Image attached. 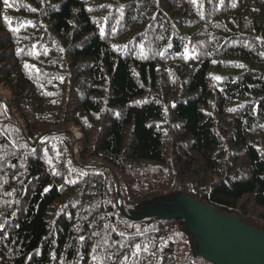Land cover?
Here are the masks:
<instances>
[{"label": "trees", "instance_id": "obj_1", "mask_svg": "<svg viewBox=\"0 0 264 264\" xmlns=\"http://www.w3.org/2000/svg\"><path fill=\"white\" fill-rule=\"evenodd\" d=\"M9 5L0 264H217L185 219H135L185 198L264 232V0Z\"/></svg>", "mask_w": 264, "mask_h": 264}, {"label": "water", "instance_id": "obj_2", "mask_svg": "<svg viewBox=\"0 0 264 264\" xmlns=\"http://www.w3.org/2000/svg\"><path fill=\"white\" fill-rule=\"evenodd\" d=\"M7 104V103H6ZM7 107L10 108L9 103ZM117 185L113 171H110ZM185 196V195H184ZM119 193H116L118 199ZM181 201L183 197L180 198ZM187 210L155 207L135 217L142 219L151 215L167 218H183L196 234L201 252L217 264H264V232L242 223L237 217L222 215L211 209L193 208L185 198ZM200 226L204 235L196 232Z\"/></svg>", "mask_w": 264, "mask_h": 264}, {"label": "rangeland", "instance_id": "obj_3", "mask_svg": "<svg viewBox=\"0 0 264 264\" xmlns=\"http://www.w3.org/2000/svg\"><path fill=\"white\" fill-rule=\"evenodd\" d=\"M8 93H9V91H5L4 89H0V94H6V95H7ZM0 98H1V99H2V98L5 99V100H4L5 103L8 104L7 96H6V98H5V97L2 95V96H0ZM67 132L71 133V134L73 135V137H74V136L76 137V141L73 142V147H74V146L76 145V142H77L78 138L80 137V131H79V129H78L77 127H75V126H71ZM195 229H196V232H197V233L202 234V235L205 234L204 231L200 228V226H197V225H196Z\"/></svg>", "mask_w": 264, "mask_h": 264}, {"label": "snow or ice", "instance_id": "obj_4", "mask_svg": "<svg viewBox=\"0 0 264 264\" xmlns=\"http://www.w3.org/2000/svg\"><path fill=\"white\" fill-rule=\"evenodd\" d=\"M193 2H195V0H193ZM3 3L6 5V6H11V5H9V0H3ZM33 11H35V9H32ZM10 30H12V31H18L19 29H12L11 27H10ZM217 79H219L218 77H217ZM230 111H231V109H230ZM45 191H47V189H45ZM0 227H2V226H0ZM80 239L81 240H83L84 239V237H80ZM137 247H139V246H137ZM95 251V250H94ZM93 259H95V257H93Z\"/></svg>", "mask_w": 264, "mask_h": 264}, {"label": "bare ground", "instance_id": "obj_5", "mask_svg": "<svg viewBox=\"0 0 264 264\" xmlns=\"http://www.w3.org/2000/svg\"><path fill=\"white\" fill-rule=\"evenodd\" d=\"M74 140H76V138H74Z\"/></svg>", "mask_w": 264, "mask_h": 264}]
</instances>
